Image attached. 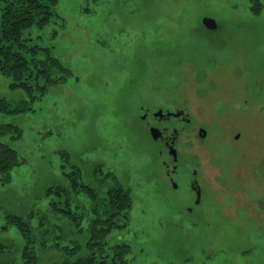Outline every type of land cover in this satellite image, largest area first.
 <instances>
[{
  "label": "rangeland",
  "instance_id": "rangeland-1",
  "mask_svg": "<svg viewBox=\"0 0 264 264\" xmlns=\"http://www.w3.org/2000/svg\"><path fill=\"white\" fill-rule=\"evenodd\" d=\"M46 1L51 15L27 29L29 46L49 49L69 72L29 94L0 71V124L22 130L0 133L21 158L0 176V264L25 263L13 218L31 216L38 229L48 215L86 251L88 217L74 227L60 212L57 187L72 182L87 208L94 195L82 186L129 190L130 213L106 243L128 245L133 264H264V0ZM27 99L31 110L11 112ZM177 109L189 119L157 114ZM164 126L179 132L176 161L152 136ZM175 163L177 189L167 177ZM38 251L45 264L64 259Z\"/></svg>",
  "mask_w": 264,
  "mask_h": 264
},
{
  "label": "trees",
  "instance_id": "trees-1",
  "mask_svg": "<svg viewBox=\"0 0 264 264\" xmlns=\"http://www.w3.org/2000/svg\"><path fill=\"white\" fill-rule=\"evenodd\" d=\"M49 2L54 4V0ZM50 9L51 4L46 0H9L0 18V71L13 78L15 87L24 89L29 94H33L37 89H46L48 85L56 83L58 74L65 73V70L69 72L57 57L50 54L49 49L37 45L29 46L32 39L26 35L30 31L27 29L37 25L42 19L48 18L51 15ZM30 101L27 99L13 106L11 112L31 110L32 108L27 105ZM15 130L18 133L22 132L14 125L0 124V133H14ZM20 161L17 150L0 142V176L6 177ZM99 168L100 166L96 168L95 173L100 171ZM76 169L80 170L78 167ZM72 174L75 172L71 171L67 175L68 179H71ZM72 183L68 187H57L58 191L66 194L65 211L60 212L74 227H77L81 216L88 217L90 237L86 244V251L82 253L78 242L69 240L62 231H57L56 228L61 229V227L51 224L48 215L39 219L38 229L32 226L31 216H28V219L13 218L11 222L17 221L15 224L25 231L27 242L24 248V264H45L42 263L40 256L44 257L46 253L39 252V249L47 253L54 251L57 254H63L64 259L61 263L49 264H133L128 258L131 252L128 245H115L108 250L106 243L107 236L114 229L122 227L119 220L127 218L130 213L133 201L129 190L119 186L112 187L109 193L105 192V195L101 196L89 186H82L89 195L92 193L94 195L93 201L87 208L79 203V198L74 200V196L78 195L74 193L76 186ZM57 206V204L53 205V208L58 211ZM71 207L82 212L73 214ZM8 223H10L9 219ZM49 242H52V250L48 251L44 245Z\"/></svg>",
  "mask_w": 264,
  "mask_h": 264
},
{
  "label": "flooded vegetation",
  "instance_id": "flooded-vegetation-1",
  "mask_svg": "<svg viewBox=\"0 0 264 264\" xmlns=\"http://www.w3.org/2000/svg\"><path fill=\"white\" fill-rule=\"evenodd\" d=\"M159 111H161V110H159ZM183 110L182 109H177L176 110V112H172V111H166L164 114L165 115H163V114H159L160 112H158L157 114L159 115V116H161V118H162V120H164V121H168V120H171V118H174V119H180V120H187V119H189V118H185L184 116H186V114H183V112H182ZM180 113V115H182V116H177V114H179ZM157 116V115H156ZM170 127L169 126H164L163 128H162V130H161V133H162V135L159 137V140L161 139L162 141H164V143H165V147L166 148H169L170 147V145L172 144V140L174 139V138H176V141H177V135H178V133H177V129L176 128H174L173 130H172V132H171V135H169V132H170V129H169ZM177 130V131H176ZM176 131V132H175ZM176 141H175V143H176ZM178 158V157H177ZM175 160V159H174ZM176 161V160H175ZM176 165L175 166H173V169L172 170H170V169H168L167 170V177H168V179H169V181L171 182V184H172V186H173V188H175L174 187V184H176L177 186H178V184L175 182V176L178 174L177 172H178V169H177V163H175ZM198 175H199V173H198V171H193V178L191 179V180H189L190 181V183H189V186H190V188H191V190H192V192L194 193V205H199L200 203H201V200H202V196H203V193H202V190H201V188H200V198H199V196H198V193H197V191L192 187V183L194 182V181H197L198 182ZM197 186H199L200 187V184H199V182H198V185L197 184H195V187H197ZM175 189H177V188H175ZM199 201V202H198ZM189 210L191 211L192 210V208H189ZM193 211V210H192Z\"/></svg>",
  "mask_w": 264,
  "mask_h": 264
},
{
  "label": "water",
  "instance_id": "water-1",
  "mask_svg": "<svg viewBox=\"0 0 264 264\" xmlns=\"http://www.w3.org/2000/svg\"><path fill=\"white\" fill-rule=\"evenodd\" d=\"M204 23H205V25H206L208 28H210V29H217L216 21H215V19H213V18H205V19H204ZM159 114H162V112H160ZM179 115H180V113L177 114V116H179ZM151 132H152V136L154 137V139H159V137L162 135L161 131H160L158 128H152ZM175 132H176V131H175ZM205 135H206L205 131H204V130H201V131H200V136H201V137H205ZM175 141H176V138H174V139L172 140V144H171L170 147H169V153L173 156V158H174L175 160H177V151H176V148L174 147ZM195 184L198 185V182H197V181H194V182L192 183V187L197 191L198 196H199V198H200V187H199V186L195 187ZM174 187L176 188L177 185L174 184ZM198 202H199V201H198Z\"/></svg>",
  "mask_w": 264,
  "mask_h": 264
}]
</instances>
